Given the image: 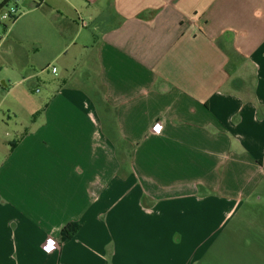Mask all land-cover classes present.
<instances>
[{"label":"crops","instance_id":"1","mask_svg":"<svg viewBox=\"0 0 264 264\" xmlns=\"http://www.w3.org/2000/svg\"><path fill=\"white\" fill-rule=\"evenodd\" d=\"M18 6L0 37V264H264V0ZM52 63L63 79L33 96Z\"/></svg>","mask_w":264,"mask_h":264},{"label":"trees","instance_id":"2","mask_svg":"<svg viewBox=\"0 0 264 264\" xmlns=\"http://www.w3.org/2000/svg\"><path fill=\"white\" fill-rule=\"evenodd\" d=\"M93 95H94V101L96 102V106L98 107V110L101 113L100 115L102 116V121L105 123L104 130L106 131V134H108L116 142L121 143L116 146H117V156L123 169L124 166H127V164L130 163L132 146L129 144L128 146H126L125 142L118 136L115 117L114 115L109 113L110 109L104 99L105 92L97 90L96 93H94ZM79 230H80L79 223L76 222L70 223L62 230L60 238L63 242L69 240L73 238L78 233Z\"/></svg>","mask_w":264,"mask_h":264},{"label":"built area","instance_id":"3","mask_svg":"<svg viewBox=\"0 0 264 264\" xmlns=\"http://www.w3.org/2000/svg\"><path fill=\"white\" fill-rule=\"evenodd\" d=\"M18 3L19 0H6L0 4V28H5L7 24L14 23L21 16ZM52 72L56 73L57 69L53 67ZM153 131L158 135L161 134L163 132V125L161 123H156L153 127ZM50 243L52 244L51 248H49ZM59 248V243L51 236H48L42 245V249L46 254H52L58 251Z\"/></svg>","mask_w":264,"mask_h":264},{"label":"rangeland","instance_id":"4","mask_svg":"<svg viewBox=\"0 0 264 264\" xmlns=\"http://www.w3.org/2000/svg\"><path fill=\"white\" fill-rule=\"evenodd\" d=\"M4 35L3 32V28H0V37H2ZM9 60L7 58V56L3 53L0 52V65L2 66L4 64V61ZM55 67L59 73L55 76L54 74L51 73L52 68ZM81 69V67H80ZM37 72L40 73L41 79H37L36 77H34L32 79V83L31 84H26V85H31L32 88H29V91H31V93L33 94V96H38L39 93L36 92V90H44V87L50 82V80L53 79H63L62 77V73L63 71L60 70V66L57 63H52L50 64V66L48 67L47 65H43V67H40L39 69H37ZM34 73V72H31ZM80 73V72H79ZM35 74V73H34ZM40 80V81H39ZM8 87H3V83L2 81H0V89H11L14 87V80L13 79H9V81H7ZM2 87V88H1ZM16 89H24V87H17ZM252 201V200H251ZM264 202V201H263ZM241 214H245V217L247 218H252V211H247V210H242L240 211Z\"/></svg>","mask_w":264,"mask_h":264},{"label":"snow or ice","instance_id":"5","mask_svg":"<svg viewBox=\"0 0 264 264\" xmlns=\"http://www.w3.org/2000/svg\"><path fill=\"white\" fill-rule=\"evenodd\" d=\"M51 247H52V244L50 243V244H49V248H51Z\"/></svg>","mask_w":264,"mask_h":264}]
</instances>
